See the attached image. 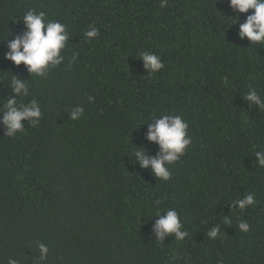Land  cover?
I'll list each match as a JSON object with an SVG mask.
<instances>
[{"label": "trees", "instance_id": "16d2710c", "mask_svg": "<svg viewBox=\"0 0 264 264\" xmlns=\"http://www.w3.org/2000/svg\"><path fill=\"white\" fill-rule=\"evenodd\" d=\"M29 8L70 34L46 78L4 58L3 40L24 30ZM252 11L228 0H0V107L13 72L30 79L24 101L42 110L12 137L0 125V264H264V167L254 155L264 151V109L244 98L254 88L264 99V45L238 35ZM92 26L99 36L88 40ZM144 51L163 68L149 73ZM76 106L84 112L72 120ZM163 114L181 115L192 141L167 181L131 156L136 146L159 151L145 133ZM248 194L255 203L238 208ZM168 209L183 240L155 237V215Z\"/></svg>", "mask_w": 264, "mask_h": 264}, {"label": "clouds", "instance_id": "9594fccd", "mask_svg": "<svg viewBox=\"0 0 264 264\" xmlns=\"http://www.w3.org/2000/svg\"><path fill=\"white\" fill-rule=\"evenodd\" d=\"M230 7L236 13H248L243 23L239 25L238 35L241 39L247 38L252 45H264V0H228ZM163 3V0H162ZM232 24L238 19V16ZM24 30L13 39L3 40L7 42V51L4 58L14 62L19 66L23 63L28 73L32 77L46 78L52 68L59 66L65 60V52L70 34L67 26L59 20L48 19L44 11L29 8L21 19ZM231 24V25H232ZM88 40L99 36V29L92 26L84 34ZM74 53L69 63L76 60ZM140 58L145 69L149 73H155L163 68L160 57L154 53L141 52ZM29 81L17 76L12 72L10 82L6 84L12 91L6 97V102L0 107V125L4 128V135L12 137L24 130L23 121L30 122L36 126L42 116V110L36 99L28 102L24 98L29 95ZM244 98L249 105L255 104L260 109H264V99L254 88H250ZM89 101L93 97L88 98ZM84 112L83 107L76 106L70 112L72 120L78 119ZM148 121L145 139L154 142L159 146V151L155 155H149L143 147H135L131 151L133 162H138L141 167L149 168L151 172L160 180L167 181L171 178L170 165L177 162L186 152L191 144V137L188 135V123L181 115L163 114L158 117L153 116ZM264 149V148H262ZM255 157L259 166L264 167V151H256ZM255 203L252 194L246 195L243 199L236 201L238 208L244 209ZM158 218L153 224V232L159 241H163L166 236L173 235L177 240H183L188 232L182 230V223L175 209H168L163 214H157ZM225 224H230V220L225 218ZM239 228L248 231L249 224L241 221ZM219 228L214 226L207 233L210 238L218 235ZM40 260L47 259L48 247L44 243L38 244ZM8 264H19L17 259L10 258Z\"/></svg>", "mask_w": 264, "mask_h": 264}]
</instances>
